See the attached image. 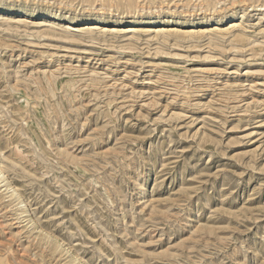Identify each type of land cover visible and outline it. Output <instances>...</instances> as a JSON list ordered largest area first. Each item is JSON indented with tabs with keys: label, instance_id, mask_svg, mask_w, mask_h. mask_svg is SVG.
I'll use <instances>...</instances> for the list:
<instances>
[{
	"label": "rangeland",
	"instance_id": "obj_1",
	"mask_svg": "<svg viewBox=\"0 0 264 264\" xmlns=\"http://www.w3.org/2000/svg\"><path fill=\"white\" fill-rule=\"evenodd\" d=\"M1 177L0 264H264V0H0Z\"/></svg>",
	"mask_w": 264,
	"mask_h": 264
},
{
	"label": "bare ground",
	"instance_id": "obj_2",
	"mask_svg": "<svg viewBox=\"0 0 264 264\" xmlns=\"http://www.w3.org/2000/svg\"><path fill=\"white\" fill-rule=\"evenodd\" d=\"M2 170V169H1ZM3 172V171H2ZM3 176H5V175H3ZM6 179H7V177H5ZM0 184H3V186H7L6 185V180L5 179H3L2 177L0 178ZM9 186H11V183H10V185ZM13 189H14V187H12ZM11 191V190H10ZM9 192V191H8ZM10 193H12V191L10 192ZM26 207H28L27 205L25 206L24 205V209H26Z\"/></svg>",
	"mask_w": 264,
	"mask_h": 264
}]
</instances>
